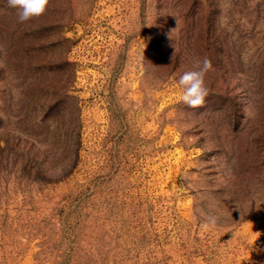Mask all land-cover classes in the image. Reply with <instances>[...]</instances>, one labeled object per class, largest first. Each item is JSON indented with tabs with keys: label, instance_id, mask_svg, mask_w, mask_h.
<instances>
[{
	"label": "rangeland",
	"instance_id": "374dc122",
	"mask_svg": "<svg viewBox=\"0 0 264 264\" xmlns=\"http://www.w3.org/2000/svg\"><path fill=\"white\" fill-rule=\"evenodd\" d=\"M0 264H264V0H0Z\"/></svg>",
	"mask_w": 264,
	"mask_h": 264
},
{
	"label": "clouds",
	"instance_id": "9594fccd",
	"mask_svg": "<svg viewBox=\"0 0 264 264\" xmlns=\"http://www.w3.org/2000/svg\"><path fill=\"white\" fill-rule=\"evenodd\" d=\"M49 3L50 0H7L8 7L16 10L17 20L22 24L43 15ZM211 69V61L205 58L194 65V70L185 71L179 76L178 84L183 89L179 99L188 108H198L205 104L209 95L206 75ZM219 219L218 217L208 219L205 227H215Z\"/></svg>",
	"mask_w": 264,
	"mask_h": 264
}]
</instances>
